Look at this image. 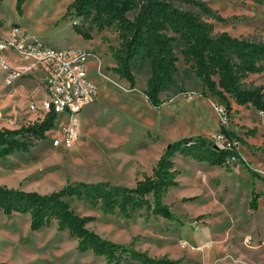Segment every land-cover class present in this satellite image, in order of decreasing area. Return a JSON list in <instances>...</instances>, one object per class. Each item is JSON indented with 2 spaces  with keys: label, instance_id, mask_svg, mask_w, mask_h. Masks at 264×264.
Listing matches in <instances>:
<instances>
[{
  "label": "rangeland",
  "instance_id": "obj_1",
  "mask_svg": "<svg viewBox=\"0 0 264 264\" xmlns=\"http://www.w3.org/2000/svg\"><path fill=\"white\" fill-rule=\"evenodd\" d=\"M72 1L27 0L20 14L17 0H0L1 37H8L10 26L17 23L29 36L51 46L93 51L85 66L98 91L96 100L75 116L58 117L54 128L30 150L0 156V185L43 193L60 189L69 181L106 180L134 186L138 179L153 174L159 156L173 141L199 134L214 138L222 120L218 108L226 125L244 139L239 142L241 156L264 177L261 111L234 100L229 107L217 96L202 95L196 76L186 81L187 95L171 97L157 108L151 106L143 93L148 64L137 69L136 85L130 89L128 82L110 69L116 60L109 47L118 45V32L112 27L94 30L91 39L85 38L74 27L82 18L73 14L63 17ZM205 1L223 18L210 19L214 32L264 38V3ZM5 56L15 67L29 63L10 50ZM178 66L181 70L187 67L183 58ZM35 76L40 77L41 72L35 71ZM245 81L264 85V70L250 73ZM38 85L37 79L29 77L8 84L0 67V128H18L43 119L30 110L32 99L39 104L44 97L42 91H36ZM167 95L162 93V97ZM69 127L75 134L68 140ZM173 158L180 170V184L163 200L179 219L156 214L146 206L125 217L118 210L104 214L76 197L70 199L71 204L81 215L94 216L87 225L103 237L132 243L153 257L178 259V264H264V180H252L244 164L235 163L228 172L178 152ZM253 191L260 194L256 210L249 207ZM0 260L8 264H114L92 251L79 250L77 238L68 230H59L55 220L31 230L28 213L7 216L2 212Z\"/></svg>",
  "mask_w": 264,
  "mask_h": 264
},
{
  "label": "trees",
  "instance_id": "obj_2",
  "mask_svg": "<svg viewBox=\"0 0 264 264\" xmlns=\"http://www.w3.org/2000/svg\"><path fill=\"white\" fill-rule=\"evenodd\" d=\"M26 1L17 0L20 14ZM255 1L264 3V0ZM70 14L82 18L74 27L87 39L93 37L94 30L116 29L119 43L109 47L116 64L110 69L125 79L130 89L136 85L137 69L148 64L149 76L143 93L151 106L157 108L171 97L187 95L186 81L196 76L202 95L217 96L229 107L234 100L238 105L252 106L264 114V85L245 81L250 73L264 70V38L214 32L210 19L223 18L205 0H73L63 17ZM181 58L187 64L183 70L178 66ZM164 92L168 93L166 97H162ZM57 118L50 111L33 123L0 128V156L30 150L54 128ZM218 132L229 140L244 141L226 124H220ZM177 152L199 162L224 167L228 172L233 171L235 163V166L244 164L250 169L252 180L257 177L264 180L236 148L220 147L212 138L199 134L170 143L159 156L153 174L138 179L134 186L106 180L69 181L60 189L43 193L0 185V212L7 216L28 213L31 230H39L55 220L59 230H68L77 238L79 250L104 256L108 263L178 264V259L153 257L132 243L103 237L87 225L94 216L81 215L70 201L76 197L99 207L104 214L118 210L125 217L146 206L152 207L156 214L179 219L171 205L163 200L171 188L180 184V170L173 158ZM259 195L252 192L249 207L253 210L258 208ZM0 264L8 263L0 260Z\"/></svg>",
  "mask_w": 264,
  "mask_h": 264
},
{
  "label": "built area",
  "instance_id": "obj_3",
  "mask_svg": "<svg viewBox=\"0 0 264 264\" xmlns=\"http://www.w3.org/2000/svg\"><path fill=\"white\" fill-rule=\"evenodd\" d=\"M9 30L8 37L0 36V67L6 73V82L12 84L35 74V71L41 72L40 77L36 76L39 82L36 91H42L44 97L39 104L35 98L32 99L30 110L43 117L50 111L55 112L58 117L75 116L96 98L97 88L88 76L85 66L89 57L94 55L93 51L51 46L43 40L29 36L17 23L12 24ZM7 50L29 63L21 67L13 66L6 59ZM218 111L222 118L221 124H226L222 109L218 108ZM66 133L69 140L74 136L75 130L69 127ZM212 139L220 147L236 148L239 151L240 140H229L220 132ZM55 144H58V140ZM234 158L233 156L232 159Z\"/></svg>",
  "mask_w": 264,
  "mask_h": 264
},
{
  "label": "crops",
  "instance_id": "obj_4",
  "mask_svg": "<svg viewBox=\"0 0 264 264\" xmlns=\"http://www.w3.org/2000/svg\"><path fill=\"white\" fill-rule=\"evenodd\" d=\"M20 67V66H19ZM27 77H29V79H31V80H38V78L35 76V74H31V75H29V76H26V77H24V79H26ZM145 96V95H144ZM96 100V98L93 100V101H95ZM92 102V101H91ZM149 103V102H148ZM232 131H234V130H232ZM235 132V131H234ZM165 150V149H164ZM163 153V152H162ZM181 155V154H180ZM190 157V156H189ZM192 158V157H191ZM175 161V160H174ZM203 162H206V161H203ZM177 168V167H176ZM221 169H222V167H220ZM178 169V168H177ZM179 179V178H178ZM258 231L259 230H257V235H258ZM261 231H262V229H261Z\"/></svg>",
  "mask_w": 264,
  "mask_h": 264
}]
</instances>
